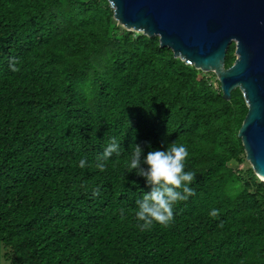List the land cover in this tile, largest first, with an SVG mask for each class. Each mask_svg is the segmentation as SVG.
<instances>
[{
	"label": "trees",
	"instance_id": "16d2710c",
	"mask_svg": "<svg viewBox=\"0 0 264 264\" xmlns=\"http://www.w3.org/2000/svg\"><path fill=\"white\" fill-rule=\"evenodd\" d=\"M246 111L238 89L222 98L212 72L117 25L106 0H0L9 264H264V183L228 166L244 153ZM110 139L119 153L100 170ZM170 143L187 150L192 194L141 230L135 201L149 187L125 165L133 145L143 156Z\"/></svg>",
	"mask_w": 264,
	"mask_h": 264
},
{
	"label": "water",
	"instance_id": "95a60500",
	"mask_svg": "<svg viewBox=\"0 0 264 264\" xmlns=\"http://www.w3.org/2000/svg\"><path fill=\"white\" fill-rule=\"evenodd\" d=\"M127 31L201 72H212L222 98L238 89L247 108L237 132L245 159L264 183V0H106ZM234 60L225 68L229 47Z\"/></svg>",
	"mask_w": 264,
	"mask_h": 264
},
{
	"label": "clouds",
	"instance_id": "9594fccd",
	"mask_svg": "<svg viewBox=\"0 0 264 264\" xmlns=\"http://www.w3.org/2000/svg\"><path fill=\"white\" fill-rule=\"evenodd\" d=\"M118 153L119 144L115 139H110L98 157L97 167L103 170L102 161ZM186 156L187 150L183 144L170 143L163 149H152L143 156L140 147L133 145L125 167L143 178L145 185L149 187V191L142 193L135 201L134 218L141 230L154 223L164 225L169 222L175 204L187 200L192 194L188 185L193 180V173L184 170ZM78 166L84 167L85 160L81 159ZM209 215L215 216L216 210H211Z\"/></svg>",
	"mask_w": 264,
	"mask_h": 264
},
{
	"label": "rangeland",
	"instance_id": "374dc122",
	"mask_svg": "<svg viewBox=\"0 0 264 264\" xmlns=\"http://www.w3.org/2000/svg\"><path fill=\"white\" fill-rule=\"evenodd\" d=\"M120 26V25H119ZM121 27V26H120ZM124 29V28H123ZM137 33V32H136ZM234 56V55H233ZM216 84V83H215ZM240 162H237L235 160H231L228 163V166L230 168H234L239 170V172L242 173L247 170V169H251L249 163L247 162V160L245 159V155L244 153L242 155H240ZM259 181V180H258ZM0 264H9V260L8 258L5 257V253H4V249L0 243Z\"/></svg>",
	"mask_w": 264,
	"mask_h": 264
}]
</instances>
